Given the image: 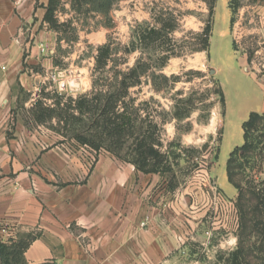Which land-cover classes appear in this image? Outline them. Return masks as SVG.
<instances>
[{"label":"crops","instance_id":"obj_1","mask_svg":"<svg viewBox=\"0 0 264 264\" xmlns=\"http://www.w3.org/2000/svg\"><path fill=\"white\" fill-rule=\"evenodd\" d=\"M49 1L0 0V227L15 240L38 234L28 264H219L236 227L212 158L145 174L70 144L49 129L55 119L35 120L38 101L53 108L56 96L82 95L80 79L63 90L73 77L56 55L64 41L44 21Z\"/></svg>","mask_w":264,"mask_h":264},{"label":"rangeland","instance_id":"obj_2","mask_svg":"<svg viewBox=\"0 0 264 264\" xmlns=\"http://www.w3.org/2000/svg\"><path fill=\"white\" fill-rule=\"evenodd\" d=\"M210 1L125 0L110 15L112 28L99 27L90 33L79 31L75 41L71 33L64 35L56 55L62 62L60 69L73 78L63 90L77 87L80 79L81 93L91 91L97 49L110 38L118 50L116 60L124 63L122 69L134 66L140 59L156 66L161 62L163 50L175 49L178 55L168 60L162 70H151L148 82L141 88L131 89V97L137 100L135 107L142 110L143 116L149 114V120L160 126V150L169 156L171 172L180 168L200 169L212 158L215 182L234 200L236 241L218 251L215 261L231 264L232 254L239 248L242 264H264V207L261 206L260 213L251 212H257V217L249 215L248 230H242L240 211L236 207L238 192L226 173L231 152L244 143L243 124L252 112L261 113L264 108V0H216L211 18ZM160 13L164 17L172 14L175 19L172 42L163 39L159 47L145 48L135 33L142 26L155 25ZM70 17L66 13L60 21ZM209 19L213 20V35L208 54L196 49L200 45L198 34ZM133 47L131 53H125V48ZM217 82L224 94V105L216 93ZM141 102L145 104L139 106ZM48 127L70 144L78 145L64 137L63 123L56 121ZM92 154L96 159L97 153ZM182 157L187 164L180 166L177 160ZM254 161L247 166L254 167L255 171ZM246 173L249 178L255 174L250 168ZM256 178L261 183L264 173H258ZM242 204L248 213L257 201L245 199Z\"/></svg>","mask_w":264,"mask_h":264},{"label":"trees","instance_id":"obj_3","mask_svg":"<svg viewBox=\"0 0 264 264\" xmlns=\"http://www.w3.org/2000/svg\"><path fill=\"white\" fill-rule=\"evenodd\" d=\"M122 1L125 0H50L44 21L50 29L58 33L59 42L65 40L64 35L69 33L74 35L72 41H75L79 31L90 33L99 27L112 28L113 20L110 15ZM66 4H69L68 10ZM215 4L216 0L209 3L210 18ZM66 13L71 14V17L60 21V17ZM159 15L155 18V25L142 26L135 33L139 43L145 48L150 45L159 47L163 39L168 43L172 42L175 19L172 14L167 17L163 13ZM212 35L213 20L209 19L207 26L198 34L200 45L196 51L209 54ZM114 44L110 38L107 43L98 47L93 70L94 80L89 93L76 99L66 98L64 95L56 96L53 108L44 107L38 101L33 116L40 123L53 119L59 124L63 123L66 139L76 141L97 154L108 152L145 174H167L172 171L171 162L169 156L160 150V126L149 120V114L143 116L142 110L135 107L137 100L131 97V89L141 88L148 82L151 70H162L168 60L178 54L175 49L166 48L160 58L161 62L156 66L140 59L134 66L122 69L124 63L116 60L118 50ZM133 50L134 47L125 48V53L129 54ZM217 83L219 87L216 93L224 105V94L220 83ZM144 104L141 102L139 106ZM242 128L244 143L231 152L226 173L229 183L238 192L236 207L240 211L241 228L247 231L251 220L249 215L253 214L251 212L256 210L260 213L261 206L264 207V180L258 184L256 178L258 173H264V113L252 112ZM252 160L257 162L255 164L254 161L257 167L255 171L254 167L247 166ZM249 168L255 172L251 178L246 173ZM245 199L257 201V205L251 207L248 213L243 209L242 203ZM256 214L253 216L257 217ZM37 237L38 234L30 232L9 243L0 241V264H28L25 253ZM239 254L238 248L232 254L231 264H242Z\"/></svg>","mask_w":264,"mask_h":264},{"label":"built area","instance_id":"obj_4","mask_svg":"<svg viewBox=\"0 0 264 264\" xmlns=\"http://www.w3.org/2000/svg\"><path fill=\"white\" fill-rule=\"evenodd\" d=\"M145 226V223L143 224ZM15 240V235L13 232H11L9 229L0 227V241L2 242H12Z\"/></svg>","mask_w":264,"mask_h":264},{"label":"water","instance_id":"obj_5","mask_svg":"<svg viewBox=\"0 0 264 264\" xmlns=\"http://www.w3.org/2000/svg\"><path fill=\"white\" fill-rule=\"evenodd\" d=\"M213 71V70H212Z\"/></svg>","mask_w":264,"mask_h":264}]
</instances>
